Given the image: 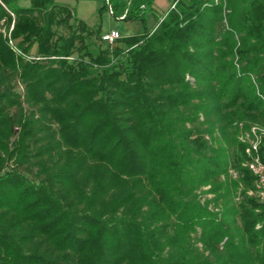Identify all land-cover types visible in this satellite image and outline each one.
<instances>
[{"label": "trees", "instance_id": "16d2710c", "mask_svg": "<svg viewBox=\"0 0 264 264\" xmlns=\"http://www.w3.org/2000/svg\"><path fill=\"white\" fill-rule=\"evenodd\" d=\"M251 125L264 0H173L112 43L55 0H0V264H264Z\"/></svg>", "mask_w": 264, "mask_h": 264}, {"label": "rangeland", "instance_id": "374dc122", "mask_svg": "<svg viewBox=\"0 0 264 264\" xmlns=\"http://www.w3.org/2000/svg\"><path fill=\"white\" fill-rule=\"evenodd\" d=\"M57 3L69 7L74 12V16L79 19L84 20L93 28H99V32L104 33L111 29H116L119 32L120 38L125 36H131L134 34L142 33L146 29L152 28L160 16L170 7L173 0H153L152 4L145 11L144 19H123V17H117L112 14L108 5L110 2H115V0H55ZM127 1V0H123ZM22 4H27V2H21ZM105 4V8L100 10V5ZM111 6V5H110ZM112 8V7H111ZM144 8V7H141ZM63 33L66 29H60ZM97 43L100 41L97 36H93ZM246 131V130H242ZM260 132L264 130L260 129ZM240 134V133H239ZM240 136V135H239ZM244 135L245 142L249 145L254 142L253 139L248 138ZM259 139V135L257 136ZM258 142V141H257Z\"/></svg>", "mask_w": 264, "mask_h": 264}, {"label": "built area", "instance_id": "2783aa9c", "mask_svg": "<svg viewBox=\"0 0 264 264\" xmlns=\"http://www.w3.org/2000/svg\"><path fill=\"white\" fill-rule=\"evenodd\" d=\"M108 9L112 13V8L110 5H108ZM123 16H121V17H123ZM118 38H120V36H119V32L116 29H111L109 31L101 33V39L103 41L108 42V43H112L113 41H115ZM8 43L17 53H20V51L16 48L14 41L10 38L9 34H8ZM260 129H262V128H260L257 125H251L249 130H246V131H242L244 129L241 128L239 139L241 141H245L246 139H244V135H247L248 138L253 139L252 141H254V142L250 143V146L252 149H254L256 151L257 145L259 142V139L257 138V136L259 135L258 131H260ZM262 130H264V129H262ZM251 136L253 138H251ZM246 151L249 152L250 148H246ZM248 168L251 170L253 175H255V177H256V179H255L256 194L259 196V198L262 201H264V162H262L259 159L258 155L256 154L251 159V161L248 162ZM250 193H252V192L250 191Z\"/></svg>", "mask_w": 264, "mask_h": 264}, {"label": "crops", "instance_id": "0c3cea01", "mask_svg": "<svg viewBox=\"0 0 264 264\" xmlns=\"http://www.w3.org/2000/svg\"><path fill=\"white\" fill-rule=\"evenodd\" d=\"M162 16H160V18H161Z\"/></svg>", "mask_w": 264, "mask_h": 264}]
</instances>
